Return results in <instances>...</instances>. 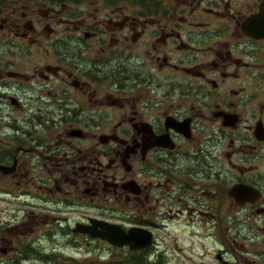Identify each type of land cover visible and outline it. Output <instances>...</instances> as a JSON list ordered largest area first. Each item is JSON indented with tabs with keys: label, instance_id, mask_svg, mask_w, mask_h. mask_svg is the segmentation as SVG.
Wrapping results in <instances>:
<instances>
[{
	"label": "flooded vegetation",
	"instance_id": "flooded-vegetation-1",
	"mask_svg": "<svg viewBox=\"0 0 264 264\" xmlns=\"http://www.w3.org/2000/svg\"><path fill=\"white\" fill-rule=\"evenodd\" d=\"M0 183L33 233L176 225L264 264V0H0Z\"/></svg>",
	"mask_w": 264,
	"mask_h": 264
},
{
	"label": "rangeland",
	"instance_id": "rangeland-1",
	"mask_svg": "<svg viewBox=\"0 0 264 264\" xmlns=\"http://www.w3.org/2000/svg\"><path fill=\"white\" fill-rule=\"evenodd\" d=\"M62 29L63 26H60V30ZM4 57L10 58L11 53ZM11 180L13 178H8L6 184L14 185ZM21 184V187L25 188L32 186L26 182ZM2 186L3 184L0 183V187ZM12 191L16 192L17 190ZM7 196L8 200L12 199L10 194ZM32 204L33 201L28 200V202L23 203L19 211H15L19 205L5 203L0 196V249L8 248L6 253L0 252V264H130L132 258L145 259V264H219L211 247H189L187 246L189 243L187 238L177 237L180 235L179 226L176 225L168 227V232H158L157 246L144 254H136L137 252H131L128 248H116L104 243L89 245L79 235L71 232L63 233V228L67 227L63 222L61 225L58 223L59 227H55V221L51 224L42 225L39 232L33 233L27 231L26 226H19L23 223H32L35 218L32 216L33 211L41 212ZM6 208H8L7 214L5 213ZM95 214L96 211H92L88 215ZM49 232L56 236L57 243L51 241L47 236ZM63 234L69 238L62 237ZM72 238L78 239L82 243L67 244L66 241ZM177 239L181 247L174 245L177 243ZM9 241L12 243L8 244Z\"/></svg>",
	"mask_w": 264,
	"mask_h": 264
},
{
	"label": "water",
	"instance_id": "water-1",
	"mask_svg": "<svg viewBox=\"0 0 264 264\" xmlns=\"http://www.w3.org/2000/svg\"><path fill=\"white\" fill-rule=\"evenodd\" d=\"M92 226H84L81 232L100 238L109 244L131 251H140L150 248L154 243V234L144 228H131L126 230L118 224H111L99 220H92Z\"/></svg>",
	"mask_w": 264,
	"mask_h": 264
},
{
	"label": "trees",
	"instance_id": "trees-1",
	"mask_svg": "<svg viewBox=\"0 0 264 264\" xmlns=\"http://www.w3.org/2000/svg\"><path fill=\"white\" fill-rule=\"evenodd\" d=\"M136 254H138V253H136ZM142 254H144V253H142ZM143 257H144V255H143ZM144 260L143 259L132 258V259H130V264H145L146 261H144ZM108 264H112V263H108Z\"/></svg>",
	"mask_w": 264,
	"mask_h": 264
}]
</instances>
